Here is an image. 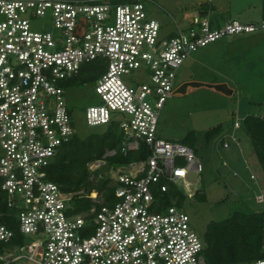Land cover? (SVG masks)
I'll return each instance as SVG.
<instances>
[{
	"label": "built area",
	"instance_id": "1",
	"mask_svg": "<svg viewBox=\"0 0 264 264\" xmlns=\"http://www.w3.org/2000/svg\"><path fill=\"white\" fill-rule=\"evenodd\" d=\"M213 1L204 0L208 8L188 28L161 36L142 0H0V195L16 226L0 215V264H205L188 215L173 205L156 210L152 186L163 195L168 184L181 182L184 191L186 178L200 171L192 148L157 137L177 69L224 37L264 31V9L256 23H221L211 18ZM98 60L106 70L95 81L99 104L86 108V126L116 125L122 155L140 145L148 155L110 168L112 199L97 201L92 192L98 207L76 214L47 169L75 135L62 85L72 86ZM104 165L94 161L87 169L94 176ZM255 200L262 203L263 196Z\"/></svg>",
	"mask_w": 264,
	"mask_h": 264
},
{
	"label": "rangeland",
	"instance_id": "2",
	"mask_svg": "<svg viewBox=\"0 0 264 264\" xmlns=\"http://www.w3.org/2000/svg\"><path fill=\"white\" fill-rule=\"evenodd\" d=\"M93 1L109 3L110 0ZM128 1L112 0V3ZM142 1L146 3L147 15L160 23L161 36L173 34L177 28H188L190 21L208 8L204 0ZM263 4L264 0H214L210 7L211 18L221 23L230 19L256 23L262 16ZM36 24L39 28L51 29L41 22ZM105 70L100 60L92 62L81 70L84 84L68 88L62 85L75 136L81 140L93 133H104L106 129L87 127L84 121L86 108L99 104L93 87ZM185 82L225 85L231 91L230 95H224L206 86L188 87L183 94L173 92L158 115L159 139L184 143L194 138L193 150L200 171L186 178L190 185L185 186L184 191L181 182L168 184L169 191L174 186L184 195L180 205L176 204L177 196L161 200V194L155 193L152 186L155 208L166 209L164 201L169 200V205L188 215L192 229L202 238L210 222H221L236 213H264V168L242 128L246 116L264 115V31L227 36L198 49L177 69L174 91ZM235 122L238 128H234ZM218 126L222 132L212 139L208 135ZM224 143L228 144L227 149L223 148ZM103 167L99 169L101 176H109L110 170ZM94 178L90 174V179ZM196 193L205 200L195 198ZM260 195L263 202L257 203L255 198ZM100 196L97 195V201H101ZM25 240L26 244L31 241L28 237Z\"/></svg>",
	"mask_w": 264,
	"mask_h": 264
},
{
	"label": "trees",
	"instance_id": "3",
	"mask_svg": "<svg viewBox=\"0 0 264 264\" xmlns=\"http://www.w3.org/2000/svg\"><path fill=\"white\" fill-rule=\"evenodd\" d=\"M82 77L81 71L77 78L68 83L82 85L85 83ZM242 128L250 139L258 162L264 166V115L262 117L246 116L242 121ZM221 132V126H218L208 136L213 139ZM192 139V142L182 144L193 149L194 138ZM119 145L120 135L117 126L111 125L105 129L104 133H93L82 140L74 135L68 144L59 148L52 164L47 169V178L57 184L63 194L70 196L74 213L78 214L92 207H98L89 198L92 192L101 194L104 202L112 199L114 190L112 181L108 176L102 177L99 170L94 173L95 178L91 180L90 172L87 169L89 163L104 161V167L108 171L113 167L141 162L148 155V150L144 145H140L137 151H130L126 155H122ZM106 151H115V154L105 157ZM168 196L170 199L177 196L176 204L180 205V200L184 195L171 186L170 191L161 195L160 199L164 200ZM194 197L200 201L205 200L204 196L198 193ZM164 204L168 207L170 201H164ZM5 213L4 199L0 195L2 222L12 230L16 229V226L5 217ZM201 239L203 242L202 257L205 264H234L263 260L264 213L251 215L236 213L221 222H210ZM2 249L3 245L0 244V254Z\"/></svg>",
	"mask_w": 264,
	"mask_h": 264
},
{
	"label": "water",
	"instance_id": "4",
	"mask_svg": "<svg viewBox=\"0 0 264 264\" xmlns=\"http://www.w3.org/2000/svg\"><path fill=\"white\" fill-rule=\"evenodd\" d=\"M203 86H206L207 88H211V89H214L215 91L219 92V93H222L224 95H230L231 94V91H229L225 85H214V86H211V85H203L201 83H196V82H185L183 83L182 85H180L175 91H174V94H183L185 93L186 89L188 87H191V88H199V87H203Z\"/></svg>",
	"mask_w": 264,
	"mask_h": 264
},
{
	"label": "crops",
	"instance_id": "5",
	"mask_svg": "<svg viewBox=\"0 0 264 264\" xmlns=\"http://www.w3.org/2000/svg\"><path fill=\"white\" fill-rule=\"evenodd\" d=\"M263 168H264V166H263ZM264 182V181H263Z\"/></svg>",
	"mask_w": 264,
	"mask_h": 264
}]
</instances>
